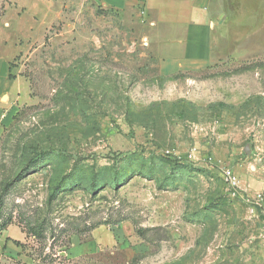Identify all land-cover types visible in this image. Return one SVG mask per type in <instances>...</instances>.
<instances>
[{"label":"rangeland","instance_id":"obj_1","mask_svg":"<svg viewBox=\"0 0 264 264\" xmlns=\"http://www.w3.org/2000/svg\"><path fill=\"white\" fill-rule=\"evenodd\" d=\"M210 12L214 62L164 75L129 13L0 0V264H264V0Z\"/></svg>","mask_w":264,"mask_h":264},{"label":"crops","instance_id":"obj_2","mask_svg":"<svg viewBox=\"0 0 264 264\" xmlns=\"http://www.w3.org/2000/svg\"><path fill=\"white\" fill-rule=\"evenodd\" d=\"M97 1L103 7L140 19L148 50L158 61L162 74L198 72L214 62L213 38L219 30L220 16L210 12L211 0ZM5 93L8 91L0 92V139L3 123L10 117L3 104Z\"/></svg>","mask_w":264,"mask_h":264},{"label":"trees","instance_id":"obj_3","mask_svg":"<svg viewBox=\"0 0 264 264\" xmlns=\"http://www.w3.org/2000/svg\"><path fill=\"white\" fill-rule=\"evenodd\" d=\"M12 77H13L12 74H10V78H12ZM36 164H37V159H34V160L29 161L28 163H26V165L22 167V169L16 175V177L4 186V191H7L9 189V187L13 183H15L16 181L22 180L25 177V173H27L30 169H36ZM125 179L129 180V179H131V176L127 177ZM10 224H11L10 220H2V217L0 216V233L3 230H5L6 228H8V226ZM138 232L142 233L141 228L138 229Z\"/></svg>","mask_w":264,"mask_h":264},{"label":"built area","instance_id":"obj_4","mask_svg":"<svg viewBox=\"0 0 264 264\" xmlns=\"http://www.w3.org/2000/svg\"><path fill=\"white\" fill-rule=\"evenodd\" d=\"M6 115H2V118H4ZM225 176L227 178V180L233 185V186H237L239 184V180L237 175L235 174V172L230 168L228 170H226L225 172Z\"/></svg>","mask_w":264,"mask_h":264},{"label":"water","instance_id":"obj_5","mask_svg":"<svg viewBox=\"0 0 264 264\" xmlns=\"http://www.w3.org/2000/svg\"><path fill=\"white\" fill-rule=\"evenodd\" d=\"M245 151H246L247 153L250 152V149L248 148V146H246Z\"/></svg>","mask_w":264,"mask_h":264}]
</instances>
